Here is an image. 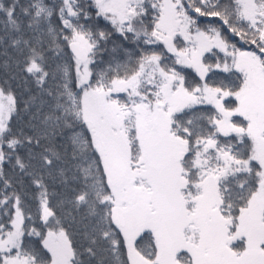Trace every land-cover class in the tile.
I'll list each match as a JSON object with an SVG mask.
<instances>
[{
    "label": "snow or ice",
    "instance_id": "1",
    "mask_svg": "<svg viewBox=\"0 0 264 264\" xmlns=\"http://www.w3.org/2000/svg\"><path fill=\"white\" fill-rule=\"evenodd\" d=\"M0 264H264V0H0Z\"/></svg>",
    "mask_w": 264,
    "mask_h": 264
}]
</instances>
